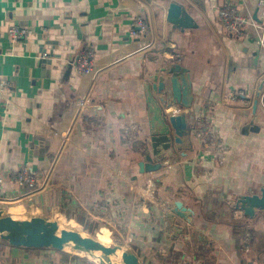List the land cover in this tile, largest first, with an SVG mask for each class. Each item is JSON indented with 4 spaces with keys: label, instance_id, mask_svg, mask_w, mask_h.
<instances>
[{
    "label": "crops",
    "instance_id": "0c3cea01",
    "mask_svg": "<svg viewBox=\"0 0 264 264\" xmlns=\"http://www.w3.org/2000/svg\"><path fill=\"white\" fill-rule=\"evenodd\" d=\"M259 1L0 0V78L11 83L0 92V216L90 236L103 226L92 237L109 244L111 234L140 264H264V48L252 30L231 37L217 16L234 4L256 22ZM138 18L146 31L133 35ZM11 26L29 33L13 40ZM87 45L95 69L78 74L69 62ZM148 92L170 127V149L157 155ZM206 125L222 153L202 142ZM140 163L159 169L141 173ZM22 166L36 188L10 181ZM148 179L154 203L140 196ZM120 219L131 242L111 227ZM0 260L97 264L1 239Z\"/></svg>",
    "mask_w": 264,
    "mask_h": 264
},
{
    "label": "water",
    "instance_id": "95a60500",
    "mask_svg": "<svg viewBox=\"0 0 264 264\" xmlns=\"http://www.w3.org/2000/svg\"><path fill=\"white\" fill-rule=\"evenodd\" d=\"M174 97L180 99L178 94L180 88L178 81L173 80ZM149 91V89H148ZM148 112L150 115L151 149L154 155L159 153L158 147L163 150H169L171 138L169 124L165 116L162 115L160 106L156 99L148 92ZM141 173L153 172L159 169L158 164L145 165L139 164ZM78 230L60 229L57 220H44L38 217H31L29 220L14 219L9 216H0V239L10 245L25 248H53L56 250H65L70 247L71 250L80 253L90 254L92 259H97L99 264H115L111 259L112 256L121 251L122 257L126 264H140L139 258L136 257L130 249L121 245H105L95 238L83 235Z\"/></svg>",
    "mask_w": 264,
    "mask_h": 264
},
{
    "label": "built area",
    "instance_id": "2783aa9c",
    "mask_svg": "<svg viewBox=\"0 0 264 264\" xmlns=\"http://www.w3.org/2000/svg\"><path fill=\"white\" fill-rule=\"evenodd\" d=\"M259 15L256 22L248 19L240 11L239 6L234 4H227L221 7L217 16L220 20V23L223 24L226 32L233 37L234 39L242 38L249 30H252L253 34L256 37V43L264 48V0H260L259 3ZM131 34L137 35L139 31H146V26L142 19L138 18L133 25ZM8 33L13 40H21L29 33L27 29H21L17 26H11L8 28ZM95 52L90 46H85L76 56L73 57L71 62H69L71 68L78 74H91L95 69L94 63ZM11 87V83L8 80L0 78V92L7 91ZM264 90V88H263ZM197 120V125H199ZM201 132V131H200ZM203 135L200 133L202 142L209 148L217 150L219 153H222L224 146L222 144V139L217 131L211 128L209 125H206ZM38 175L32 172L29 166H22L19 169H16L10 174V181H12L19 190L28 191L29 189L36 188L38 185ZM5 183V178L0 175V193L3 191V185ZM156 186L154 179H148L145 182L143 188H140V196L143 203H154L156 199ZM95 212L101 217L105 216L107 218L109 215V208L104 205L95 207ZM117 228H120L123 224L120 220L116 221ZM133 239L132 233L127 234V241L131 242ZM173 264H183V261L175 257ZM0 264H4L0 261Z\"/></svg>",
    "mask_w": 264,
    "mask_h": 264
},
{
    "label": "rangeland",
    "instance_id": "374dc122",
    "mask_svg": "<svg viewBox=\"0 0 264 264\" xmlns=\"http://www.w3.org/2000/svg\"><path fill=\"white\" fill-rule=\"evenodd\" d=\"M107 218H108V217H107ZM120 221L123 223V220H122V219H120ZM123 225H124V223L121 225L120 228H117V226H116V228L118 229V231H119V230H120V231H125V230H126V229H124ZM89 228H90L91 231L93 232V235L95 234V236H100V235L102 234V232L104 233L103 226L99 227V228H100V232H99L98 234H100V235L97 234L98 227H89ZM76 229H77L78 231L84 233L85 235L90 236V235L88 234V232L82 231L81 228H76ZM125 232L127 233V230H126ZM122 233H124V232H122ZM126 233H125V234H126ZM90 234H91V233H90ZM127 234H128V233H127ZM127 234H126V236H127ZM93 235H92V236H93ZM110 235H111V234H108V237H109V241H110V243L107 244V245H110V246H113V245H121V246H123L124 248L129 249L128 245H125V243H121V242L117 243V242L111 240ZM92 236H90V237H92ZM94 238H95V237H94ZM104 244H106V243H104ZM79 254H81V253H79ZM87 258L90 259L91 261H93L94 263H96L93 259H91V258H89V257H87ZM124 264H126V262H125Z\"/></svg>",
    "mask_w": 264,
    "mask_h": 264
},
{
    "label": "bare ground",
    "instance_id": "6f19581e",
    "mask_svg": "<svg viewBox=\"0 0 264 264\" xmlns=\"http://www.w3.org/2000/svg\"><path fill=\"white\" fill-rule=\"evenodd\" d=\"M66 228V227H65ZM63 226H60V229H65ZM67 229H69V228H67ZM104 244V243H103ZM105 245H107V244H105ZM66 249L67 250H71L70 249V247H66ZM65 249V250H66ZM71 251H74V250H71ZM74 252H76V251H74ZM78 253H80V252H78ZM81 254H85V255H87V257H89V258H91V256H90V254H88V253H81ZM122 252L121 251H119L117 254H116V256H112L111 257V259L113 260V262L115 263V264H124L126 261H125V259H123V258H121L122 256ZM92 259V258H91ZM97 264H99L98 263V260L96 259H93Z\"/></svg>",
    "mask_w": 264,
    "mask_h": 264
},
{
    "label": "trees",
    "instance_id": "16d2710c",
    "mask_svg": "<svg viewBox=\"0 0 264 264\" xmlns=\"http://www.w3.org/2000/svg\"><path fill=\"white\" fill-rule=\"evenodd\" d=\"M111 223V222H110ZM113 224V223H112ZM112 228H113V230H114V232H116V233H122L123 231H118V229L114 226V225H112L111 226ZM117 243H119V242H117ZM1 261V260H0Z\"/></svg>",
    "mask_w": 264,
    "mask_h": 264
}]
</instances>
